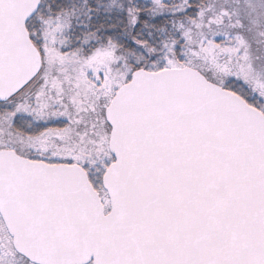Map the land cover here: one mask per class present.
Instances as JSON below:
<instances>
[{
    "label": "snow or ice",
    "instance_id": "obj_1",
    "mask_svg": "<svg viewBox=\"0 0 264 264\" xmlns=\"http://www.w3.org/2000/svg\"><path fill=\"white\" fill-rule=\"evenodd\" d=\"M0 264H264V0H0Z\"/></svg>",
    "mask_w": 264,
    "mask_h": 264
}]
</instances>
